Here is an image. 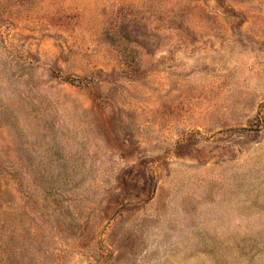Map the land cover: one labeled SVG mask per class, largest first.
Returning <instances> with one entry per match:
<instances>
[{
  "label": "rangeland",
  "instance_id": "374dc122",
  "mask_svg": "<svg viewBox=\"0 0 264 264\" xmlns=\"http://www.w3.org/2000/svg\"><path fill=\"white\" fill-rule=\"evenodd\" d=\"M0 264H264V0H0Z\"/></svg>",
  "mask_w": 264,
  "mask_h": 264
}]
</instances>
